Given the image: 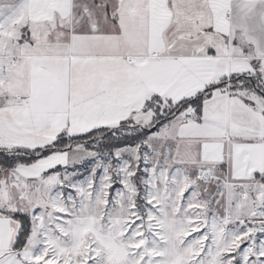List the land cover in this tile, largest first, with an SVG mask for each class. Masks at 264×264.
I'll return each instance as SVG.
<instances>
[{
	"label": "snow or ice",
	"instance_id": "6c2138e0",
	"mask_svg": "<svg viewBox=\"0 0 264 264\" xmlns=\"http://www.w3.org/2000/svg\"><path fill=\"white\" fill-rule=\"evenodd\" d=\"M0 264H264V0H0Z\"/></svg>",
	"mask_w": 264,
	"mask_h": 264
}]
</instances>
